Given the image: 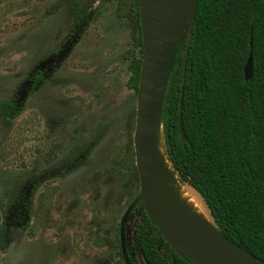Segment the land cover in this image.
<instances>
[{"label":"rangeland","instance_id":"rangeland-1","mask_svg":"<svg viewBox=\"0 0 264 264\" xmlns=\"http://www.w3.org/2000/svg\"><path fill=\"white\" fill-rule=\"evenodd\" d=\"M130 7V0H0V102L71 40L21 115L9 125L0 117V264H124L118 228L139 192L137 92L128 87L130 58L139 55L130 18L120 14ZM81 16L88 25L75 35ZM30 180L37 189L20 227L10 220V195ZM169 184L177 185L174 177ZM137 225L132 211L124 246L132 264H145Z\"/></svg>","mask_w":264,"mask_h":264},{"label":"trees","instance_id":"trees-1","mask_svg":"<svg viewBox=\"0 0 264 264\" xmlns=\"http://www.w3.org/2000/svg\"><path fill=\"white\" fill-rule=\"evenodd\" d=\"M130 1L127 13L120 14L130 18L139 55L128 67V87L136 93L142 42L137 0ZM185 53L186 46L178 45L161 115L167 167L200 197L208 217L200 208L223 237L264 262V0H197L186 60ZM249 53L252 77L245 82ZM42 70H33L9 101L0 102L4 124L21 115L27 99L46 82ZM182 80L186 141L179 129ZM32 184L19 183L10 195L13 220L24 226L37 189ZM133 212L136 248L145 264H193L163 241L141 204Z\"/></svg>","mask_w":264,"mask_h":264},{"label":"water","instance_id":"water-1","mask_svg":"<svg viewBox=\"0 0 264 264\" xmlns=\"http://www.w3.org/2000/svg\"><path fill=\"white\" fill-rule=\"evenodd\" d=\"M137 5L142 59L132 144L139 192L120 222L119 240L124 262L128 264L124 249V225L132 210L141 204L149 223L184 261L193 264H264L262 260L223 237L211 221L206 225L189 217L185 210L177 207L175 200L160 195V182L165 186L169 185L172 175L176 183L183 185L166 164L160 135L161 115L178 45L181 49L186 46L185 60L187 59L197 0H176L173 5H164L158 0H137ZM251 44L250 39V46ZM243 75L245 82L252 77L251 53L248 55ZM182 104L183 80L179 99V129L182 140L186 141L182 127ZM158 140L161 141L163 160L156 159ZM166 171L170 173L166 174ZM170 190L168 193L172 195ZM206 216L208 217L207 214Z\"/></svg>","mask_w":264,"mask_h":264},{"label":"bare ground","instance_id":"bare-ground-1","mask_svg":"<svg viewBox=\"0 0 264 264\" xmlns=\"http://www.w3.org/2000/svg\"><path fill=\"white\" fill-rule=\"evenodd\" d=\"M160 3L164 5H173L176 0H158ZM156 159L163 160V150L161 148V141L158 140V144L156 146ZM169 171H166V174H169ZM172 175V174H171ZM172 177H174L172 175ZM159 188L161 190L160 195L166 199H173L177 203V207L182 208L185 210L186 215L196 220L203 222L206 225L210 224V221L206 218L205 214L203 213L202 209L200 208L199 204L194 199L192 193L183 185L177 183L176 186L171 187L170 184L165 186L160 182ZM172 190V195L168 193V190ZM170 190V191H171ZM175 207V208H177Z\"/></svg>","mask_w":264,"mask_h":264},{"label":"flooded vegetation","instance_id":"flooded-vegetation-1","mask_svg":"<svg viewBox=\"0 0 264 264\" xmlns=\"http://www.w3.org/2000/svg\"><path fill=\"white\" fill-rule=\"evenodd\" d=\"M77 19H79V20H76L75 21V27H74V29H73V31H72V33L73 34H81L83 31H84V26L86 27L87 25H88V22L86 21V19H85V17L84 16H81L80 18H77ZM78 21V22H77ZM78 25L80 26V27H78ZM84 25V26H83ZM77 28H81V30L79 29V31H77ZM71 38V37H70ZM69 41H71V40H67L66 39V41H64V43L63 44H60V45H58L57 47H56V49L53 51V53L51 54V56L50 57H48V59L46 60V62H38V64L31 70V72L27 75V76H29L31 73H32V71L33 70H36V69H43L42 70V74L43 75H48L47 76V80H46V82H48L49 81V79H50V77H51V75L55 72V70L57 69V67H59V65H61L64 61H65V59L67 58V56L69 55V51L67 52V56L63 59V61H62V58H63V56H64V53H61L62 51H64L65 49H66V43L68 42V44H70L71 42H69ZM61 54V56H60V59H58V56ZM58 59V60H57ZM35 72H37V71H35ZM26 76V77H27ZM25 77V78H26ZM25 78L23 79V81L25 80ZM22 81V82H23ZM45 82V83H46ZM44 83V84H45ZM21 84V83H20ZM43 84V85H44ZM42 85V86H43ZM41 86V87H42ZM40 87V88H41ZM39 88V89H40ZM38 89V90H39ZM37 90V91H38ZM36 91V92H37ZM15 92V91H14ZM13 92V93H14ZM36 92H34V93H36ZM33 93V94H34ZM32 94V95H33ZM31 95V96H32ZM30 96V97H31ZM29 97V98H30ZM28 98V99H29ZM27 99V100H28ZM27 102V101H26ZM37 185V183L36 182H33V184H32V186L34 187V186H36ZM27 188L28 189H31V186H30V184H28L27 185ZM34 194V193H33ZM33 196V195H32ZM137 197V196H136ZM32 199V198H31ZM10 201V200H9ZM132 203V202H131ZM30 206H31V201H30ZM8 207H9V205H8ZM129 207V206H128ZM127 207V208H128ZM135 209V208H134ZM133 209V210H134ZM127 210V209H126ZM132 210V211H133ZM9 212H10V220L14 223V224H16V225H18V226H20V227H24V224H19V223H16L14 220H13V213H12V211L11 210H9ZM126 212V211H125ZM29 213H30V211H29ZM123 217V216H122ZM29 218H30V214H29ZM29 218H28V220H29ZM28 220H27V222H28ZM121 222V221H120ZM26 226V225H25ZM119 227H120V224H119ZM124 229H125V225H124ZM118 240H119V228H118ZM5 244V243H4ZM3 246V244L1 243V237H0V250H2V247ZM119 249H120V252H121V248H120V240H119ZM124 249H125V246H124ZM139 253V252H138ZM125 254H126V257H127V260H128V264H132V259H131V262L129 261V257H131V253L129 252V251H127L126 252V250H125ZM121 257H122V259H123V256H122V253H121ZM123 262H124V259H123ZM124 264H125V262H124Z\"/></svg>","mask_w":264,"mask_h":264}]
</instances>
